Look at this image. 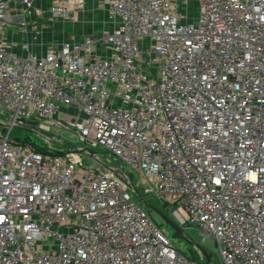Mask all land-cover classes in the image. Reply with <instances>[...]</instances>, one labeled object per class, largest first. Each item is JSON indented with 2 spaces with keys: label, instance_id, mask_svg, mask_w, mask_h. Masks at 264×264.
I'll list each match as a JSON object with an SVG mask.
<instances>
[{
  "label": "built area",
  "instance_id": "built-area-1",
  "mask_svg": "<svg viewBox=\"0 0 264 264\" xmlns=\"http://www.w3.org/2000/svg\"><path fill=\"white\" fill-rule=\"evenodd\" d=\"M188 2L102 0L105 28L23 56L10 27L75 23L89 2L0 0V264H201L139 206L125 166L222 264H264V0H197L193 21ZM25 126L76 130L109 162L68 141L28 149L10 138Z\"/></svg>",
  "mask_w": 264,
  "mask_h": 264
},
{
  "label": "rangeland",
  "instance_id": "rangeland-1",
  "mask_svg": "<svg viewBox=\"0 0 264 264\" xmlns=\"http://www.w3.org/2000/svg\"><path fill=\"white\" fill-rule=\"evenodd\" d=\"M179 12L180 14L185 13L184 16H188V19L190 21L197 19L200 14V8L197 0H189L188 4L186 5L180 4ZM103 17V20L108 24V17L106 15H104ZM90 25L93 26L94 24L90 23ZM0 130L4 133H8L9 129L0 126ZM10 138L13 141H19L28 149L35 151L45 150L49 145L52 147L54 146L58 151L61 152L64 150L63 145L67 146L65 143L68 141L71 145H74L76 149H87L99 154V157L103 164H107L109 162V158L104 149H91V146H89L88 144L80 142L77 139L76 130H72L71 132L66 133V141L63 138L62 132H58L56 130L52 132L49 138H45L44 136H42V134L40 135L39 133H35L34 131H32V129L29 130L25 127H15L11 131ZM82 158L85 167L92 168L94 170L104 168L103 165L96 162L87 154H82ZM109 166L111 168L120 167V165L115 161L111 162ZM124 168L125 172L130 175L131 179L133 180L135 187L138 189L141 197L144 199L143 202L139 203V206L145 212H147L153 222L167 234V237L171 240L173 246L176 249L186 252L185 254H187L189 257L195 258L201 264H205V257L203 252H205L212 259L211 264H222L221 258L219 256V247L214 241L210 239L204 240L202 232L199 229L191 227L189 225L180 227L184 232V237L178 236L174 232V230L166 224L160 214H158L161 213L163 215H166L170 220L175 221L170 212V208L158 198H155L151 195H146L143 187L140 185V177L129 167L125 166ZM196 246L202 249L203 252ZM191 250H193L195 254L190 255Z\"/></svg>",
  "mask_w": 264,
  "mask_h": 264
},
{
  "label": "crops",
  "instance_id": "crops-1",
  "mask_svg": "<svg viewBox=\"0 0 264 264\" xmlns=\"http://www.w3.org/2000/svg\"><path fill=\"white\" fill-rule=\"evenodd\" d=\"M53 2L54 0H36L37 5L43 8L49 7ZM88 2L87 11L82 13L75 23L49 22L43 19L30 27L26 35L21 33L17 25L10 27L5 39L8 48L17 54L27 56L28 51L23 49L22 44L29 43L31 51L41 56L51 46L82 41L83 37L105 28L107 22L103 20V16H107V13L101 4L102 0H88ZM90 23L94 25L91 26Z\"/></svg>",
  "mask_w": 264,
  "mask_h": 264
},
{
  "label": "water",
  "instance_id": "water-1",
  "mask_svg": "<svg viewBox=\"0 0 264 264\" xmlns=\"http://www.w3.org/2000/svg\"><path fill=\"white\" fill-rule=\"evenodd\" d=\"M25 128H27L29 130L32 129V131H34L35 133H39L40 135L42 134V136H44L45 138H49L50 137V135L42 132L41 130H39L37 128L28 127V126H25ZM79 152H82V151H79ZM158 214H160V216L166 222V224L169 225L178 236L184 237V232L182 231V229L174 221L170 220L168 218V216H166V215H163L161 213H158ZM196 247L198 249H200L198 246H196ZM200 250L202 251V249H200ZM203 253H204V257H205V264H211L212 259L205 252H203Z\"/></svg>",
  "mask_w": 264,
  "mask_h": 264
},
{
  "label": "trees",
  "instance_id": "trees-1",
  "mask_svg": "<svg viewBox=\"0 0 264 264\" xmlns=\"http://www.w3.org/2000/svg\"><path fill=\"white\" fill-rule=\"evenodd\" d=\"M38 152H43L44 150H36ZM195 254L193 250L190 251V255ZM192 260L197 261L195 258L190 257Z\"/></svg>",
  "mask_w": 264,
  "mask_h": 264
},
{
  "label": "snow or ice",
  "instance_id": "snow-or-ice-1",
  "mask_svg": "<svg viewBox=\"0 0 264 264\" xmlns=\"http://www.w3.org/2000/svg\"><path fill=\"white\" fill-rule=\"evenodd\" d=\"M3 218L2 217H0V220H2Z\"/></svg>",
  "mask_w": 264,
  "mask_h": 264
}]
</instances>
